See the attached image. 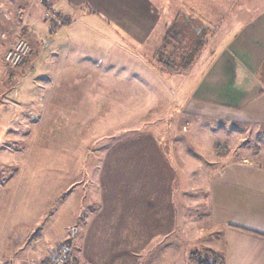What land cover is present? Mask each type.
Listing matches in <instances>:
<instances>
[{
	"label": "rangeland",
	"instance_id": "374dc122",
	"mask_svg": "<svg viewBox=\"0 0 264 264\" xmlns=\"http://www.w3.org/2000/svg\"><path fill=\"white\" fill-rule=\"evenodd\" d=\"M205 10L209 12L210 9ZM80 12L72 17L71 27L63 24L64 21L53 24L48 20L45 31L40 34L37 32V39L33 38L32 41L31 36L26 37L33 50L29 63L35 66V70L28 69L30 64L16 67L5 64L6 68L13 71L9 80V88H13L10 98L36 101L28 102L29 105L25 107H36L39 113L38 109L43 111L44 99L60 94V114H65L69 120L65 127L61 126V130L54 118L32 121L35 123L28 124V128L21 133L17 127L22 121L16 119V135L8 138V141L0 139V264L11 261L15 264H34L33 261L46 256L47 249L53 248L57 242L68 243L71 256L81 263L86 258L85 249L89 247L84 246L85 243L82 246V234L75 231L76 213L86 211L89 203L95 202L90 201L91 198L94 200L95 193L102 191L104 183H101L100 176L102 172L108 171L103 165L105 158L110 157L115 161L121 159L122 154L123 158L130 157L132 167L111 169L116 172L112 177L119 176V170L131 177L130 184H136L137 136L149 131L179 133L186 118L179 112L180 105L172 101L179 99L175 98L177 95L181 99L186 98L189 87L194 88L214 59L216 51L230 41L231 34L223 33L229 25L219 24L216 18L208 17L209 22L200 25L210 31H214L217 26L218 32L204 35L206 43L198 58L177 76L172 77L155 64L160 68L158 74L168 86V94L159 92L157 97L160 102L157 103L155 97L151 96L152 90L146 91L149 100L155 104L150 102L141 106L139 101L143 98L131 96L134 92L132 83L138 78L148 80L149 72L143 76L137 70L141 65L154 68L148 62L153 63V50L160 45L164 34L160 31V38H153L145 45H136L130 39L123 40L116 36L112 25L105 22V17L100 15V18L99 14H93L90 10L92 14L82 18L84 10ZM9 35L12 37L11 42L15 35L23 37L21 33ZM124 45H130L128 50H122ZM106 75L114 86L112 90L116 101L112 105L109 89L106 92L101 88ZM59 84L60 91L57 87ZM140 92L145 97L144 90ZM61 97L64 99L61 100ZM100 101H105L107 105H99V108L95 102ZM52 104L51 101L47 104L46 110L49 112L51 109L50 113L54 110ZM95 106L97 115L85 127L82 122L94 112ZM110 106L113 112L109 110ZM142 107L146 117L143 120L140 117ZM29 110L33 115V111ZM119 113L125 118H120ZM199 121V118L194 120L191 127L199 129L204 124V133L216 128L213 120L208 119L198 127ZM88 128H91L90 132ZM245 128L239 132L241 146L233 141L236 137H218L226 148L222 154L213 150L215 147L212 142H219L216 137H193L191 152L186 153L192 157L189 160L191 162L185 166L177 164V174L181 180L177 190L184 192L186 199L175 201L177 207L173 222L176 227L162 232L160 237L153 240L161 241L160 248L154 249L156 253H161L159 264H212L211 246L217 241L215 232L221 226L210 218L208 193L213 186L209 181L211 173L219 163L239 157L250 158L255 165H264V153L254 150L257 147L264 148V135H260L264 127L246 125ZM93 132L96 133L94 136ZM161 139L166 143V149L168 137L162 136ZM105 145L114 149L100 152L99 156L95 154V149ZM101 154H105V157H101ZM164 154L168 157L166 151ZM213 155L219 157L212 160ZM172 160L168 159L171 163ZM115 181L113 179L112 190L116 187ZM93 247L98 250V243L94 242ZM146 255L143 253L141 257Z\"/></svg>",
	"mask_w": 264,
	"mask_h": 264
},
{
	"label": "crops",
	"instance_id": "0c3cea01",
	"mask_svg": "<svg viewBox=\"0 0 264 264\" xmlns=\"http://www.w3.org/2000/svg\"><path fill=\"white\" fill-rule=\"evenodd\" d=\"M46 8L64 18L63 24L69 27L72 17L82 9L85 14L82 18L92 14V10L93 14L107 19L105 22L112 25L111 29L116 36L123 40L130 39L136 45H145L153 38H160V33L165 34L178 15L192 23L203 25L212 16L217 19V23L229 25L223 32L231 34L228 44L216 51L214 59L194 88L189 87L186 98L181 99L177 95L175 98L179 99L172 101L173 104L180 105L179 112L186 118L179 133L149 131L150 133L141 132L137 136L136 184H130L131 177L128 174L123 175L119 170V176L112 177L116 172L111 169L132 167L129 163L130 157L123 158L122 154L121 159L115 161L110 157L105 158L103 165L108 171L102 172L100 176L101 183H104L102 191L95 193L94 200H90L95 202L89 203L86 211L76 213L75 231L82 234V246L85 243L84 246L89 247L85 249L86 258L81 261L82 264H159L161 253H156L154 249L160 248L161 241L153 240L160 237L162 232L176 227L173 222L177 207L175 201L186 199L185 193L177 190V186L181 184L177 164L185 166L187 162H191L189 160L192 157H188L186 153L191 152L193 137H216L219 142H212L215 147L213 150L222 154L226 148L220 142L219 136L236 137L233 141L241 146L239 132L246 129V125L264 127V0H44L42 3L38 0H0V34L4 32L8 35L6 39L0 38L1 141H8V138L16 135V119L22 121L17 127L21 133L28 128V124L35 123L32 121H42L40 119L54 118L60 124V130L61 126L65 127L68 123V117L60 114V94L44 99L43 111L38 109L39 113L36 107H25L29 105L28 102L36 101H18L9 97L13 92V88H9L13 71L6 68L4 62V54L12 38L9 34L21 33L25 39L27 36H31L32 41L33 38L37 39V32H44L46 24L49 23L44 18ZM205 9L210 10L207 12ZM51 22L57 23L54 20ZM203 25L201 31L205 34H215L219 30L216 26L214 31H210ZM28 43L30 53L20 65L30 64L28 69L33 71L35 66L29 63L33 50L29 41ZM128 47L130 45H124L122 50H128ZM58 50L56 52L60 56V49ZM148 64L154 68L141 65L137 70L143 76L149 72L148 80L138 78L132 83L134 92L131 96L136 98L139 95L143 98L139 101L141 106L153 102L149 100L146 91L152 90L151 96L158 103L160 99L157 94L164 92L167 95L169 90L158 74L160 68L150 62ZM24 74L26 73L22 75ZM169 74L172 77L177 76ZM57 87L60 91V84ZM112 87L114 86L106 75L101 88L106 92L109 89L110 105L116 101ZM140 90H144L145 97ZM50 101L54 106L52 113L51 109L49 112L46 110ZM166 101L171 103L169 98ZM95 104L98 107L107 105L105 101ZM29 109L33 111V115ZM96 109L95 106L94 112L82 122L85 127L97 115ZM141 109L140 117L143 120L146 119L143 112L145 109ZM109 110L111 111V106ZM119 115L120 118H125V115ZM198 118V127L209 119L215 121L216 128L207 133H204V124L199 129L192 128V122ZM90 131L91 128H88V132ZM95 134L93 132L92 136ZM260 135H264V130ZM162 136L168 137L166 149ZM113 149L111 146H103L94 152L99 156L100 152L106 153ZM254 150L264 153V148L257 147ZM165 151L168 157L164 154ZM101 155L105 157V154ZM216 157L219 156L213 155L212 160ZM169 158L173 159L172 163L168 161ZM255 166L258 168H254ZM215 169L209 180L213 185L208 193L209 212L212 222L221 228L215 232L217 241L212 243V251L223 258V264H264V165H255L250 158L239 157L225 160ZM113 179H116V187L112 190ZM94 242L98 243V250L93 247ZM60 243L62 242H57L54 247ZM28 248L32 249L31 246ZM53 248H48L46 256L33 263L45 264ZM143 253L147 254L144 258L141 257ZM85 254L83 253L84 256ZM71 260L73 264H81L73 255Z\"/></svg>",
	"mask_w": 264,
	"mask_h": 264
},
{
	"label": "trees",
	"instance_id": "16d2710c",
	"mask_svg": "<svg viewBox=\"0 0 264 264\" xmlns=\"http://www.w3.org/2000/svg\"><path fill=\"white\" fill-rule=\"evenodd\" d=\"M46 10L50 11L49 8H46ZM198 25L200 24L192 23L178 15L175 22L166 29L160 45L153 50V63L151 64L159 65L161 69L163 68L166 72L173 74H178L188 69L198 58L206 43L204 40L205 33L203 30L201 31L202 26ZM211 254L213 258L212 264H223V258L220 255L213 251ZM66 264H73L70 253L67 256Z\"/></svg>",
	"mask_w": 264,
	"mask_h": 264
},
{
	"label": "built area",
	"instance_id": "2783aa9c",
	"mask_svg": "<svg viewBox=\"0 0 264 264\" xmlns=\"http://www.w3.org/2000/svg\"><path fill=\"white\" fill-rule=\"evenodd\" d=\"M42 3V0H38ZM44 17L47 20H54L57 23H62L64 18L59 17L57 13L45 10ZM7 34V33H6ZM4 32L0 34L2 38L7 37ZM30 53V45L28 42L18 35L13 36V40L10 43L6 53L4 55V61L6 65L10 67H16L22 63V61ZM70 253V245L68 243L57 244L48 256V260L45 264H66L67 256Z\"/></svg>",
	"mask_w": 264,
	"mask_h": 264
}]
</instances>
